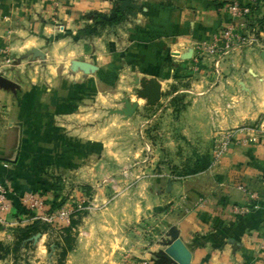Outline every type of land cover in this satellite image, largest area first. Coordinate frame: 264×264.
Wrapping results in <instances>:
<instances>
[{
  "label": "crops",
  "instance_id": "crops-1",
  "mask_svg": "<svg viewBox=\"0 0 264 264\" xmlns=\"http://www.w3.org/2000/svg\"><path fill=\"white\" fill-rule=\"evenodd\" d=\"M255 1L261 18L264 0ZM224 2L132 0L130 14L100 26L92 14L112 18L119 0H0V64L22 60L9 71L12 86H0V182L12 205L0 224L1 244L16 241V228L33 222L21 195L35 193L50 203L59 187L52 172L62 173V185L73 184L78 193L96 183L101 135L86 131V88L96 99L120 84L155 82L160 103L185 93L187 109L173 121L182 135L209 140L234 130V142L219 167L172 182L168 195L157 180L136 207L133 198H120L83 217L65 264H119V253L135 243L130 226L171 202L163 221L179 231L190 264H264V30L258 45L235 51L216 76L198 47L231 22ZM32 49L43 59L23 58ZM96 199L105 201L100 190ZM254 204L247 215L233 212ZM37 235L29 246L44 244L47 234ZM157 259L174 264L161 254Z\"/></svg>",
  "mask_w": 264,
  "mask_h": 264
},
{
  "label": "rangeland",
  "instance_id": "rangeland-1",
  "mask_svg": "<svg viewBox=\"0 0 264 264\" xmlns=\"http://www.w3.org/2000/svg\"><path fill=\"white\" fill-rule=\"evenodd\" d=\"M122 1L119 0V3ZM99 19L98 24L110 18L104 16ZM93 33L95 32L88 33L87 37ZM3 60L2 65L0 64V75L12 82L14 75L9 71L22 60L9 57ZM133 84L128 89L120 84L118 88L114 86L111 90H102V95L96 97L97 100L86 88L85 127L87 132H100L101 135L98 143L102 148L98 172L100 174L94 185L81 186L78 193L80 188L75 192V185H62L65 182L62 173L57 172L55 175L52 172V176L58 180L54 184L59 187L52 195L50 203L56 204L54 211L65 207L71 212L70 234L61 233L59 227L48 225L50 230L44 244H26L16 252H11L15 239L8 240L7 243L10 244L4 245L7 252L2 253H7V256L0 260V264H65L69 253L63 259L62 249L71 247L73 251L83 217L104 210L120 198H133L136 207L142 199V192L156 187L157 180H162L167 186L161 194L168 195L171 193L172 182H180L189 176L220 166L234 142V130L221 131L209 140L188 138L179 132L180 128H176L180 122H173L180 117L182 110L187 109V103H183L185 93L180 91L165 104L160 103V94V98L150 104L144 88L149 85L139 81ZM124 100L137 104V110L132 116L125 118L109 113L122 109ZM227 134L230 137L226 149H223L222 142L226 141L224 137ZM145 182H151L152 186L143 187ZM98 190L104 196V202L97 201ZM204 201L201 199L199 204ZM172 204L173 202L156 205L149 216L140 215L130 226L128 231L133 234L135 243L133 249L119 253V264H155L159 254L166 248L164 242L169 240L167 234L170 228L175 227L168 226L163 221ZM30 215L32 214L29 213L28 216ZM152 247L154 250L150 251L151 256L145 257V253Z\"/></svg>",
  "mask_w": 264,
  "mask_h": 264
},
{
  "label": "built area",
  "instance_id": "built-area-1",
  "mask_svg": "<svg viewBox=\"0 0 264 264\" xmlns=\"http://www.w3.org/2000/svg\"><path fill=\"white\" fill-rule=\"evenodd\" d=\"M225 9L231 22L220 29L209 43L198 47L200 52L211 58L213 72L220 75L219 66L227 60L235 51L250 48L259 44L263 30L255 22L256 1L255 0H226ZM8 61V60H7ZM230 135L227 134L222 142L223 149L227 147ZM257 195L252 194L251 199H257ZM21 206L31 213L32 221H40L49 226H68L71 221V212L62 207L50 212L45 199L35 193H25L19 198ZM257 209V205L236 206L233 210L236 215H247L252 210ZM12 210L11 202L8 198V190L5 184L0 182V224L4 222V217ZM264 235V221L262 223Z\"/></svg>",
  "mask_w": 264,
  "mask_h": 264
},
{
  "label": "water",
  "instance_id": "water-1",
  "mask_svg": "<svg viewBox=\"0 0 264 264\" xmlns=\"http://www.w3.org/2000/svg\"><path fill=\"white\" fill-rule=\"evenodd\" d=\"M119 11L121 13H128L130 14V9H135V6L132 4V0H123L119 4ZM31 56L32 58H41L43 59V54L38 49H32L28 51L23 58ZM76 66H79L83 69H88L90 67L85 62H75ZM0 86L3 87H11L12 82L5 79L3 76L0 75ZM145 88V95L149 97V103L153 104L156 100L160 98V89L159 86L154 83L150 82L149 86H144ZM124 107L120 110H112L110 114H118L128 118L132 116L137 110V104H131L128 100H124ZM170 185V184H169ZM169 240L164 242V246L166 247L164 252L161 253V256L166 258L169 262H173L174 264H190L191 261V252L187 249L185 244L179 238V231L177 228L172 227L170 228L167 234ZM39 237L37 235L35 240Z\"/></svg>",
  "mask_w": 264,
  "mask_h": 264
},
{
  "label": "trees",
  "instance_id": "trees-1",
  "mask_svg": "<svg viewBox=\"0 0 264 264\" xmlns=\"http://www.w3.org/2000/svg\"><path fill=\"white\" fill-rule=\"evenodd\" d=\"M224 5H226V2L223 3ZM222 4V5H223ZM113 17L110 19H106L107 21H104L102 23H99L100 26H106V25H114L116 23H118L119 21H121V19L123 18L122 13L119 11L118 8L114 9L113 12ZM92 17L94 20H97L99 18H103L102 15L99 14H92ZM255 22L257 25L260 26L261 30H264V16L261 18H255ZM47 205L49 206V211L52 212L54 211L55 205L54 203H47ZM26 211V210H25ZM26 214L28 215L29 212L26 211ZM31 217V215H30ZM71 222L68 226H63V227H59L58 229L61 231V233H65V234H70V230H71ZM1 227V226H0ZM1 229V228H0ZM49 226L45 223H42L40 221H33L31 224L26 225L22 228H16L15 232H16V241L14 242V244L12 245L11 248V252H16L18 251L22 246H25L26 244H30L32 243L31 241H29L30 238L34 237L37 234H47V232L49 231ZM57 247V246H56ZM70 251H72L71 247L68 248H64L62 249V258L64 259V257L70 253ZM3 252H7V248L0 243V260L4 259L7 256L6 254H2Z\"/></svg>",
  "mask_w": 264,
  "mask_h": 264
}]
</instances>
